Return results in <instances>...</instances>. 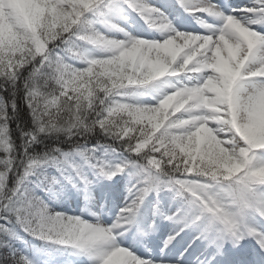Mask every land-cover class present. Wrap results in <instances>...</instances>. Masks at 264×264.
<instances>
[{
	"label": "snow or ice",
	"instance_id": "snow-or-ice-1",
	"mask_svg": "<svg viewBox=\"0 0 264 264\" xmlns=\"http://www.w3.org/2000/svg\"><path fill=\"white\" fill-rule=\"evenodd\" d=\"M169 5L0 0V264H264V0Z\"/></svg>",
	"mask_w": 264,
	"mask_h": 264
},
{
	"label": "rangeland",
	"instance_id": "rangeland-1",
	"mask_svg": "<svg viewBox=\"0 0 264 264\" xmlns=\"http://www.w3.org/2000/svg\"><path fill=\"white\" fill-rule=\"evenodd\" d=\"M164 1L165 4H167L166 6L164 5V3H162ZM149 3L160 7L162 10L164 8H166L167 6H169V0H148ZM233 3H239V4H243V3H250L251 0H232ZM175 14V16H173ZM188 14V13H186ZM169 18L172 20L173 24L175 26H177L179 28V30H187L192 28L193 26L190 25V23L195 22L194 20H186L185 17H182L180 13H168ZM138 16V15H137ZM179 16V17H178ZM188 16V15H187ZM139 17V16H138ZM136 17H133L132 20H135ZM140 18V17H139ZM130 24H125L124 22L120 21V24L122 27H124L126 30L132 32L133 34H140L145 36L146 38H151L153 36L158 37L159 34L154 32H151L150 29L145 26L144 24L140 23L139 21L135 20V21H129ZM194 27H199L198 25L194 26ZM109 35L111 36H115L116 38H121V34L120 33H109ZM92 55L96 54V51H91ZM112 158H118L116 154H112ZM75 194H77L80 198V200L83 198L84 201V195L82 193H77L75 192ZM63 204L65 206L67 205H71L72 207L76 208V204L74 202H72L68 197L63 199ZM84 204V203H83ZM122 204V198L118 201H115L110 209V211L107 213V215H112L114 214V212L117 210V208ZM105 207L107 208V204L105 205ZM74 208V209H75ZM145 211H150V208H146Z\"/></svg>",
	"mask_w": 264,
	"mask_h": 264
},
{
	"label": "trees",
	"instance_id": "trees-1",
	"mask_svg": "<svg viewBox=\"0 0 264 264\" xmlns=\"http://www.w3.org/2000/svg\"><path fill=\"white\" fill-rule=\"evenodd\" d=\"M87 47L89 48V47H92V46H87ZM89 51H90V50H89ZM95 51H96V54H94L93 56H99V55L102 54V53L100 52V50H95ZM74 63H76L77 66H83V65L80 64L79 62H74ZM142 99H144L145 101H148V100H150L151 98L148 97V96H145V97H142ZM91 142H92V143H95V138H93ZM59 197H62V198H63L64 196H59ZM53 203H54L55 206H57L58 210H59L60 208H63V207H61L60 204H56L55 202H53ZM34 245L37 246V247H43L42 242H40V241H34ZM40 259H41L42 261H47V260H48V257L41 255Z\"/></svg>",
	"mask_w": 264,
	"mask_h": 264
}]
</instances>
